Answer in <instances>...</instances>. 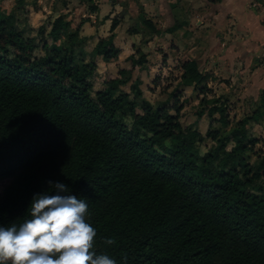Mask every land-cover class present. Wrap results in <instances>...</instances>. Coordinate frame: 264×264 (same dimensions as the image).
<instances>
[{
	"label": "trees",
	"instance_id": "trees-1",
	"mask_svg": "<svg viewBox=\"0 0 264 264\" xmlns=\"http://www.w3.org/2000/svg\"><path fill=\"white\" fill-rule=\"evenodd\" d=\"M47 20L31 27L0 16V181L10 179L0 226L22 223L34 195L63 182L88 204L94 250L117 264H264V153L248 160L261 141L249 125L264 120V105L230 125L228 98L212 91L195 59L182 61L180 82L199 91L196 115L208 120L212 145L201 153L204 136L182 126L176 95L155 106L132 80L146 62L139 50L92 95L97 58L118 57L119 18L90 51L79 25ZM138 20L159 32L142 13Z\"/></svg>",
	"mask_w": 264,
	"mask_h": 264
},
{
	"label": "crops",
	"instance_id": "crops-1",
	"mask_svg": "<svg viewBox=\"0 0 264 264\" xmlns=\"http://www.w3.org/2000/svg\"><path fill=\"white\" fill-rule=\"evenodd\" d=\"M9 13H14L18 25L31 27L62 15L72 30L79 25L83 42L92 41L89 51L97 36L109 34L112 18H119L113 31L118 57L97 60L108 66L118 64L114 75L129 68L125 58L136 50L148 61L149 56L156 59L159 50L167 54V61L176 52L181 62L195 59L202 73L229 79L223 88L230 107L247 109L243 114L248 115L253 107L264 105V0H0V16ZM140 13L159 29L157 34L150 35L142 25L140 32H128L129 20L134 22ZM175 23L178 27L167 32ZM241 33L246 35L239 37Z\"/></svg>",
	"mask_w": 264,
	"mask_h": 264
},
{
	"label": "clouds",
	"instance_id": "clouds-1",
	"mask_svg": "<svg viewBox=\"0 0 264 264\" xmlns=\"http://www.w3.org/2000/svg\"><path fill=\"white\" fill-rule=\"evenodd\" d=\"M48 184L34 195L22 223L0 226V264H117L94 250L97 230L86 221V201L63 182Z\"/></svg>",
	"mask_w": 264,
	"mask_h": 264
},
{
	"label": "rangeland",
	"instance_id": "rangeland-1",
	"mask_svg": "<svg viewBox=\"0 0 264 264\" xmlns=\"http://www.w3.org/2000/svg\"><path fill=\"white\" fill-rule=\"evenodd\" d=\"M259 7L261 8L262 6ZM134 23H136L138 27H141L138 18L134 20L133 24ZM245 35L246 34L241 33L238 36L244 37ZM136 36L139 37V39L141 37L139 34H137ZM91 42L92 41L84 42V47L86 51H89V48L91 47ZM159 52L160 55L156 59L153 58L154 56L153 57L149 56L148 58L149 61L146 59L144 69L143 68L139 69L138 66H135L133 68L132 80L137 77L142 79L140 88L142 90L143 97L155 106L167 100H169V103L172 104L174 101L172 95H176V97L178 98L177 100L178 104L182 103V109L180 110V122L183 127H191L193 129H197L201 133V135L204 136V140L199 145L200 152L204 153L206 149L212 145V141L210 140V138L205 137L206 131L208 129L207 118L205 116L198 117L196 115V111L199 110L200 108L198 106L199 91L197 89H193L191 86L186 87L181 84L180 82L181 80L180 75L182 72L180 68L181 60H178L176 58V52H171L173 60L170 61L166 60L168 56L167 54H163V50H159ZM97 63L98 64L95 71L96 74L92 78L93 80L92 95L97 89L101 87L102 82L106 78L113 76L115 74L113 73V71L115 70L116 65L118 66V64L116 65L111 64L110 66H108L106 64H102L101 62H97ZM126 66L130 68L131 67L130 62L127 61ZM208 74H209V78L211 79V82H209L211 86L209 87L212 88V91L216 95H225L224 94L225 88L223 87L225 84L229 85V79L225 80L222 79L221 77H216L214 76L213 73L210 72ZM122 89L128 91L129 84L123 86ZM245 110L247 109H244L242 111L240 110V107L234 108L233 106L230 107L229 105L228 111H229L230 125H232L235 120H238L242 116H244L243 112ZM212 124H213L212 128L219 127L217 123L212 122ZM249 133L261 139V141L254 146V150L248 153V160L254 163L256 159L261 155H263L264 153V141H262V138H264V120L261 119L259 120L258 123H251L249 125ZM9 182L10 179H4L0 181V194L9 184Z\"/></svg>",
	"mask_w": 264,
	"mask_h": 264
},
{
	"label": "water",
	"instance_id": "water-1",
	"mask_svg": "<svg viewBox=\"0 0 264 264\" xmlns=\"http://www.w3.org/2000/svg\"><path fill=\"white\" fill-rule=\"evenodd\" d=\"M120 14H121V13H120ZM132 21H133L132 19L129 20V25H130V26H134V24H133Z\"/></svg>",
	"mask_w": 264,
	"mask_h": 264
}]
</instances>
